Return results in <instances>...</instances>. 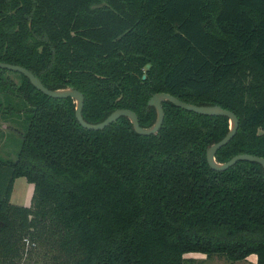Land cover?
I'll list each match as a JSON object with an SVG mask.
<instances>
[{"label": "trees", "instance_id": "obj_1", "mask_svg": "<svg viewBox=\"0 0 264 264\" xmlns=\"http://www.w3.org/2000/svg\"><path fill=\"white\" fill-rule=\"evenodd\" d=\"M0 61L78 90L89 123L126 108L146 127L155 92L219 105L237 128L215 161L264 158V0H0ZM15 83L29 113L16 157L0 160V264H184L189 252L264 264V170L206 163L226 117L164 100L156 134L124 116L88 130L69 97L0 68V87ZM16 177L32 184L28 205L8 202Z\"/></svg>", "mask_w": 264, "mask_h": 264}, {"label": "water", "instance_id": "obj_2", "mask_svg": "<svg viewBox=\"0 0 264 264\" xmlns=\"http://www.w3.org/2000/svg\"><path fill=\"white\" fill-rule=\"evenodd\" d=\"M147 66V65H146ZM0 68L18 72L21 75H23L28 82L31 84L32 87H34L36 90L40 91L44 95L52 98H64L69 97L73 102V114L74 118L77 121V123L85 129L88 130H99L107 126L108 124L114 122L119 116H124L128 119L132 130L139 135H150V134H156L158 131L162 118H163V112L161 108V102L162 101H168L169 103L173 104L176 107H179L181 109L192 111L197 114L201 115H221L226 117L228 127L225 134L217 141L212 142L208 144L205 147V159L207 165L215 171H222L226 168L233 165L236 161L244 160L249 162H255L261 166V168L264 170V158L257 155H252L248 153H238L233 156H231L229 159L218 162L214 159V152L224 145L227 141L230 140V138L233 136L236 128H237V118L236 116L228 109L222 108L219 105L212 104V105H196L193 103L185 102L182 100L177 99L176 97L165 93V92H155L152 93L149 98L146 101V104L148 106L153 107L154 109V120L153 122L146 126L142 127L138 124L137 116L136 114L131 111L130 109L126 108H117L112 110L109 114H107L101 121L95 122V123H89L83 120L81 116V107H82V94L73 88L70 85H65L63 87L49 89L45 87L40 80L33 75L29 70L26 68L17 65V64H11L7 62L0 61Z\"/></svg>", "mask_w": 264, "mask_h": 264}, {"label": "rangeland", "instance_id": "obj_3", "mask_svg": "<svg viewBox=\"0 0 264 264\" xmlns=\"http://www.w3.org/2000/svg\"><path fill=\"white\" fill-rule=\"evenodd\" d=\"M2 76L17 82L15 75L3 73ZM15 86L16 83L0 87V160L4 161H11L16 157L29 113L28 105L19 99ZM3 94L9 98L3 99ZM31 193L32 184L26 182L23 177H16L12 181L8 202L15 205H28ZM31 245L32 243L27 240L24 241L25 249L31 248ZM183 257L187 258L184 264H230L225 263L223 257L217 254L205 255L199 252H189L183 254ZM253 259L254 255H249L244 261L232 264H249L253 262Z\"/></svg>", "mask_w": 264, "mask_h": 264}, {"label": "crops", "instance_id": "obj_4", "mask_svg": "<svg viewBox=\"0 0 264 264\" xmlns=\"http://www.w3.org/2000/svg\"><path fill=\"white\" fill-rule=\"evenodd\" d=\"M254 260H255V258L253 259V262H254ZM253 262H252V263H253ZM252 263H251V262H249V264H252Z\"/></svg>", "mask_w": 264, "mask_h": 264}]
</instances>
